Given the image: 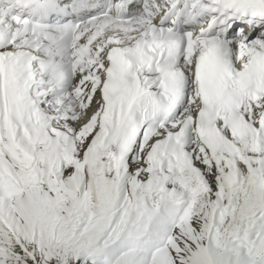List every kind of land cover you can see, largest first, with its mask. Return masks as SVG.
I'll list each match as a JSON object with an SVG mask.
<instances>
[{
	"label": "bare ground",
	"instance_id": "bare-ground-1",
	"mask_svg": "<svg viewBox=\"0 0 264 264\" xmlns=\"http://www.w3.org/2000/svg\"><path fill=\"white\" fill-rule=\"evenodd\" d=\"M145 22L146 21L130 23L129 21H126L123 24H118V25L111 24L105 28L97 26L94 28V31H95L94 36L96 39L101 41L102 45L105 48H107L108 45L115 46L118 44H125L126 41H129V40H134V41L146 40L148 38V34H146V37L143 35H139V29L141 27V24ZM113 31H116L117 34L119 32H124L125 38L123 39L122 42H120L119 39H116V40L109 39L110 37H114L115 34H113ZM82 32H87V31L85 30L81 31L79 33V36L80 34H82ZM17 35L18 34L14 32L12 37L15 38ZM43 37L45 40L52 42L51 37H48L47 35H44ZM155 37L156 35L152 34V38H155ZM93 40L94 39L91 38V41L89 40V43H91ZM26 42L28 43L30 41L28 39H23V40H20L17 45H13V46L17 48H22L24 47ZM76 42L74 43V45H76ZM10 43L12 44V41L9 42L5 47H8ZM261 44H262L261 47L254 46V47L248 48L249 50L248 56H250L251 54H254L259 48L264 49V41H261ZM89 45L86 46L85 44H83V46L78 47V49H80V51L83 50V53L85 54L87 53L89 49ZM33 48L35 49L34 46ZM52 51L64 53L65 51H67V49L63 48L61 50L59 49L56 50L53 47ZM245 53L247 54V52ZM78 54L80 55L81 53H78ZM240 70L241 69L239 67L235 68L234 73L236 74ZM94 86H95V83L92 82V86H90V88ZM83 90H86V89H82V91ZM36 92H37V95H36ZM33 93H34L35 99L38 101L39 96L41 95L42 91H35ZM70 96L77 97L76 94H73ZM70 96L69 98H72ZM57 99L58 98L55 97L53 93H52V96L48 95V97L45 98V103L51 102L48 100H53L54 102H56V103H52V107H50L49 105L48 106L45 105L42 110L43 115L46 116L49 120H53V121L54 120L58 121L59 119L61 120V118L59 117V105L57 104ZM87 100H88L87 97L83 99V101L85 102ZM69 107H66V109H70ZM97 109H98V106H97ZM104 112L105 113L102 116H100L99 114H97L98 112L95 113L93 110L89 109L85 114L81 116L82 118L81 121L76 120V123L74 122L76 126L81 127L80 130H82V132L84 131L91 132L92 135L96 133L95 135H93V142L96 144L100 143V141L98 142L99 136H101L105 132V130L107 131L109 129L108 122L105 123L107 126L101 125V124L99 125V123H102V120L104 121L107 119V117H110L112 115V112L107 111L105 108H104ZM35 113L36 111L29 110V109H26L23 112H17L15 113V119H12V123H10L6 119L3 102L0 100V212H1L0 230L2 229H3L2 231L6 230L7 233L6 232L4 233L5 239H6V235L11 233L10 239L14 240L16 243H19L20 246H16L17 249L19 250L23 249V247L21 248L20 239L14 236L12 229H11V226L14 225L13 220L11 221L12 213H15V215L23 223L24 227L27 226L29 229H32L35 224L36 217L31 222V220L27 218V214L28 215L32 214L34 216L37 215V217H40L42 215V211L37 212L36 208L37 206L42 204V201H40L41 198L36 199L35 197H32L31 199V196L30 195L28 196V194H33L35 196V193L41 190V188H38V187L40 186L46 187L48 185L49 189L52 190V193L55 196V199H58V196L60 197V192L62 189L61 188L59 189L58 187L61 185L60 184L61 178L56 177L57 169L59 168L61 169V171L66 170L67 173H69V169H70L69 165H64L60 161L61 155L63 156V154L64 155L69 154L67 151L63 153V150H64L63 148L65 147L60 146V145H65V143H67L66 141L69 140L70 138L69 129L67 128L65 130H60V129L52 128L49 125L38 123L35 118ZM193 122H194V117H193V114L191 113H189V115L186 116V118H184L182 121H179V123L182 126H185L187 124L191 126ZM65 123H67L66 120H65ZM31 131H33L35 136L32 135ZM167 131L168 133L165 137H159L153 142V144L155 145V148L157 145H161L163 143H167L166 146L160 152H157L155 149H153L154 153L161 154V153L170 151V154H168V156L171 161L174 159H177L179 162L188 161L189 158L187 159L179 158V154L177 153L175 149H172V150L169 149V147L171 146V137L174 136L175 138H177L178 133L175 131H171L170 129H167ZM166 139L168 142H165ZM93 142H91V145H89L86 148L84 158H83L84 159L83 164L86 167L85 169L87 170V173L86 172L82 173L83 175L86 174L84 176V180H81V184L83 185H80L81 186L80 187L76 184L74 185V189L75 191L79 192L81 188V194H82L80 201L78 203V211L75 210L77 211L76 213L78 214L77 215L78 219H80V221H78V224L80 223L82 225L83 234L87 236L95 237L94 231H91V230L84 231V230L87 227H89V225L92 226L91 221H93L94 219L99 217L100 220H102L103 218H105V214L99 212L98 209L97 210L95 209V206L98 204L97 197H99V195L102 193V188H101L102 183L104 184L105 192L108 196L109 201L111 200L115 204L116 211H120L121 207L117 206L116 203L119 204L120 202H122V198H123L122 192L125 191L126 185H128V181H131V180L128 177L125 179L124 176L122 175V172H121L122 170H120V167L122 169L124 167L123 166L124 160L122 162L113 161V164H112L114 167L113 171L115 172L110 171L111 172L109 175L110 178L109 177L106 179L103 178L105 172L107 171L106 166L103 162L107 163L108 154L107 153L100 154V153L95 152L96 146L94 145L96 144H94ZM59 149H60V154L58 153ZM227 149L228 148L225 146V148H223L222 154L220 156H217V158L220 161L217 162L216 166L219 169V171L222 174H224V182L226 183V185H228L229 187H232L230 192L231 194L235 195L236 206L234 207L233 210H230V214L226 215L228 216V219L224 221L223 223H220L219 227H221L223 224H226L232 221L233 225L237 226L240 232L243 231L241 234H239L240 237L241 236L248 237L251 235L250 233L252 232V229L251 228L248 229V228L250 226L252 227L254 225V222L258 221V224L260 226H263L264 224V218L262 219V217H264V186L261 187L263 189L258 188V185L260 183L259 176L264 170L263 153L259 151L260 149L252 148L248 144L243 146L244 150L247 149V151H244V152L242 151L235 152L233 150H227ZM194 154H197V149L194 150ZM172 155L174 156V158ZM236 156H243V158L247 156L245 162L249 164V166L253 162H257V163H254L257 170L249 169L248 174H245V172L243 171L240 175L239 173H237V170H236V166L239 165V163L236 162V158H235ZM30 157H34L35 159L34 163H30ZM132 157H133V152L128 157V159ZM55 158L58 161L57 162L58 165L56 167L52 166L53 160ZM226 159H229V162H227ZM233 161H235V163L232 165ZM134 166H135V163L133 162L128 163L127 161L126 172L128 174L133 173ZM234 170L236 171L238 175L234 172ZM144 173H145L144 170H142L141 172H139L137 177L138 178L141 177L142 179L143 176L141 175L142 174L144 175ZM24 174H27V175H24ZM205 178L207 181V186L202 188L200 185L198 187V193L194 198L195 201L196 200L198 201L206 196L208 200L211 199L212 201V202L209 201L211 204L209 202L205 204L206 207L211 208L209 220H207L205 216L204 217L202 216L200 219H202L203 221L202 222L201 220L197 221L198 226L200 225V227L202 228V225H204L205 227V228L203 227V229H201L200 231L203 235H205L204 230L206 231V229H208L211 223L215 222L212 220V212L215 209V207H217L215 202L212 200L213 198L212 187L214 184L213 176L210 174H207ZM45 181L47 182V184L44 183ZM176 184H179V183H176ZM182 186L184 187L185 183ZM187 186L190 188L193 186L196 192L193 180L189 182ZM119 192H121L120 195H119ZM138 193L139 195L144 194V192H138ZM151 193L152 195L147 199V201L152 202L153 204H156L158 200L160 199H167L171 202H176L175 195H169L167 193L159 192V191H153ZM43 195L45 197L44 199H47L48 193L43 194ZM133 195L134 194H130L131 199L135 198L138 194L134 196ZM82 198H83V201H82ZM48 204H46V206ZM141 205H142L141 201L134 202L132 204V209L134 210L135 213L139 214L143 212ZM201 206H202L201 202L196 203V208L201 207ZM259 208H261V211L257 210ZM105 209L107 211V215L110 213H113L112 208H110L109 206H105ZM18 210L19 212L20 211L21 212L19 213ZM218 211L219 209L216 210V212ZM36 212L38 214H36ZM166 212L167 210L164 211V214H165L164 218L166 219L165 222L164 223L160 222L158 224L159 220H156L154 227L151 228L152 231H149L148 224L153 222L154 219L152 217H149L148 220L144 223V225L142 223L140 227L142 231L141 233L130 235L129 232H127L128 231V228H127L123 232L124 236L121 235L120 237L127 238L128 236H131V239L134 238L135 240H139L142 238L144 239L145 237H148L146 241L147 243L153 242L156 240H158V242L161 240L163 241L166 238V235L168 234V232L172 228V221L176 220L178 215L182 214L183 208L181 207L178 208L177 215L174 213L167 214ZM254 214H257V216L253 217ZM134 217L135 216H132L130 220V224H132V221H134ZM181 217L183 216L181 215ZM219 218L216 217L215 220L219 222L221 220ZM15 222L16 220L14 221V223ZM116 223H117L116 218L114 222L112 223L105 222L106 227H107L106 230L104 232L98 233V236L102 237L101 243H103V246H104L102 247V249L105 251V249L110 248V250H113L112 254L121 253L122 255L121 257H124L127 259L131 258L133 257V254L129 253V251H132L131 250L132 247H130L128 244L129 241H122V240L118 241L117 239H119L118 238L119 236L116 238L110 237L112 236L111 235L113 233L112 231H114L113 225ZM123 229H125V227H123ZM68 230L69 229L67 228V232ZM221 232L222 230H220L221 237L225 238V233L224 232L221 233ZM253 233H255V230ZM236 239L238 243L245 242V240L242 239V237L241 239H238V237H236ZM201 240L203 241V239ZM233 240H230L229 242H233ZM247 245L248 243L246 242L245 248L248 249ZM141 250H144V249H141ZM205 250L210 252L213 250V248L211 249L208 248ZM95 253H97L95 249H91V248L86 249L84 250L83 257H76L77 260L73 261V264H82V262H85V264H90L91 263L89 262L91 260L90 256L94 255ZM85 256H88V259H87L88 261H85V258H84ZM103 257H104L103 255H96L94 257L95 262L97 264H113L114 256H108L106 258V260L108 261L107 263L101 262ZM229 257L230 256H228L227 259H229ZM155 259L148 258L145 260H141V262L136 263V264H152V263L157 264L156 260L158 258L156 260ZM248 261L249 259H245L246 263H248Z\"/></svg>",
	"mask_w": 264,
	"mask_h": 264
},
{
	"label": "rangeland",
	"instance_id": "rangeland-1",
	"mask_svg": "<svg viewBox=\"0 0 264 264\" xmlns=\"http://www.w3.org/2000/svg\"><path fill=\"white\" fill-rule=\"evenodd\" d=\"M77 52L81 53L80 55L82 56H85L86 54L83 53V50L80 51V49H77ZM73 56H76V53H72V57ZM70 102L73 101L70 100ZM159 160L162 161L163 158H159ZM129 162L135 163V166L133 167V173L135 171L144 170V172L147 173V177L149 176L147 180L149 181V183H146L145 181L141 180V177L140 179H135V182L133 181L132 183V188L136 193L139 190L141 192H144L143 195H139L138 193V198H135L134 201H143L142 209L145 212L140 214L134 221H132V224H130V220L132 216H134V214L130 212V206L132 204L131 199L128 196V194L130 193V188L128 187V185H126V189L122 192V194L123 196H126L128 198V202L125 207V210L120 216V220L115 224L116 229L112 231L113 233L110 237L116 238L119 236V239H117L118 241H129V246H132V251H129V253L134 254L139 251L137 247L140 246V243L148 245V243L146 242L148 237H146V240H142L143 238L135 240L133 237V239H131V236H128L127 238H122L120 236H124L123 232L128 228L127 232H129L130 235L141 233L142 231L140 227L142 223L147 221V217L153 213L152 210H155V213H157L156 215L164 217L165 210H167V214L175 213L177 211V208L181 206L182 203L186 202L187 206L184 210V222H174L171 230L169 231L171 234L167 235L168 238H165L163 241H159V244L156 246V248L150 252L140 250V256L138 257H145V259H155L157 257L158 259H155L157 264H208L202 259L200 254H198V249H201V247L204 248L203 245H205L208 238L210 239L211 235L213 237L215 236L216 230L215 228H208L206 229V231L204 230L205 235H203L200 231L201 229H203L204 225H202L201 228L200 225L198 226L197 221L201 220L202 222L203 220L200 219L202 216H205L207 220H209L211 208L206 207L205 204L209 201L212 202L211 199L208 200L205 196L204 198L195 201L193 199V197L195 198L193 187H187V184L192 181L191 177H189L186 172H176L172 173L171 178L174 179L176 182L177 180H179L182 182V184L185 183V187L183 188H178V185L175 186L176 183H172L171 187L169 188V192H175L174 194L177 197L176 202L161 199L158 200V203H156L157 206H153L152 204L144 205V202L151 195L150 193L152 188L156 186L157 189H159V185L157 184L158 182L154 183L153 181H151L152 175L150 177V174L156 172V169L154 167V164H151L149 161H146V157L144 155L143 159L140 158V155H136V157L130 158L128 163ZM103 163L107 168L106 163ZM165 173L167 175H170L171 172L165 171ZM125 176H128V173H126ZM141 176H143V174ZM60 178V184L63 186V189L61 190L60 197L58 196V199H55V196L53 195L52 190L49 189L48 185L46 187H38L41 188V190L37 191V193H35V196L33 194H28V196H31V199L32 197H35L36 199L41 198L40 201H42V204L37 206L36 208L37 212L42 211V215L40 217H37V215L34 216L32 214H27V218L30 219L31 222L36 217V221L32 229H29L27 226L24 227L21 220L15 215V213H12L11 221L13 220L14 225L11 226V229L14 236L20 239L21 248L23 247V249H17L16 246L20 245L19 243H16L14 240L10 239L11 233L8 232L9 234L6 235L5 239L4 233L6 232V230H0V264H73V261L77 260L76 257H83L84 250L90 248L95 249L97 252L94 255L90 256V264H97L94 259L96 255L104 256L101 260L102 263L108 262L106 258L108 256H112L113 250H110V248H108L105 249V251L103 250V252L101 253L102 250H100V247L104 246L103 243H101L102 237L98 236V233L104 232L106 230L107 227L105 222L100 220V218L98 217L91 221L93 227L90 225L87 228L85 227L86 229L84 231H94L95 237L83 234L82 225L80 223L78 225L74 224L75 221H80V219H78L77 217L78 214L76 212L78 211V203L82 196L81 188L79 192H76L74 189V184H70V179L67 178V175L65 173H63ZM44 183L47 184L46 181ZM101 188L102 195L100 196V202L103 204L104 202H108L109 199L105 192V187L102 185ZM46 193H48V196L47 199H44L45 197L43 194ZM120 194L121 192H119V195ZM197 202H201L202 206L196 208ZM46 204L48 205L46 206ZM95 209L97 210L98 208L95 207ZM37 212L36 214H38ZM228 214H230V210H228L225 214L222 212L221 209V211L219 210L218 212H213L212 217H220L219 219H221V217H226V215ZM189 218H191V221L188 222L189 224H186V221ZM15 220L16 222L14 223ZM123 227H125L126 229L124 230ZM67 228L69 229L68 232ZM201 239H203V241ZM262 244L264 246V233L256 242L255 246L256 248L258 247L257 249H264V247H261ZM204 250H201L203 254H205ZM228 253L231 255L228 254L225 257L224 261L217 262L215 260H212L209 264H231L233 252ZM228 256H230L229 259H227ZM84 258L85 261H88V256H85ZM261 260L262 263H264V256L261 257ZM127 262L128 261L126 260V264H136L141 261H137L133 257L130 263ZM82 264H85V262H82ZM113 264L121 263L117 260H114Z\"/></svg>",
	"mask_w": 264,
	"mask_h": 264
},
{
	"label": "water",
	"instance_id": "water-1",
	"mask_svg": "<svg viewBox=\"0 0 264 264\" xmlns=\"http://www.w3.org/2000/svg\"><path fill=\"white\" fill-rule=\"evenodd\" d=\"M56 164H57V163H56V160H53V166H56ZM232 233H236V229H233V230H232Z\"/></svg>",
	"mask_w": 264,
	"mask_h": 264
}]
</instances>
